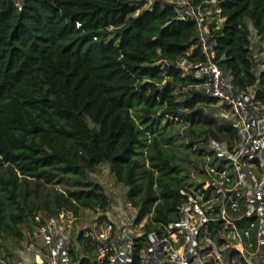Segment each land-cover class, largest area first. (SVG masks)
Segmentation results:
<instances>
[{"label":"trees","instance_id":"1","mask_svg":"<svg viewBox=\"0 0 264 264\" xmlns=\"http://www.w3.org/2000/svg\"><path fill=\"white\" fill-rule=\"evenodd\" d=\"M216 8L219 65L264 108L251 40L253 30L264 45V0ZM149 9L142 0H0V240L24 242L29 225L62 212L78 222L86 210L108 212L111 197L91 180L103 166L137 223L147 220L145 234L160 233L178 221L192 177H203L209 143L234 148V121L207 114L218 101L176 66L204 60L197 24L179 20L172 3ZM78 249L82 264H95L83 233L74 259Z\"/></svg>","mask_w":264,"mask_h":264},{"label":"built area","instance_id":"2","mask_svg":"<svg viewBox=\"0 0 264 264\" xmlns=\"http://www.w3.org/2000/svg\"><path fill=\"white\" fill-rule=\"evenodd\" d=\"M212 3L214 9L196 8L191 0L172 3L179 20L197 24L204 57L200 63L183 61L176 66L200 80L193 91L223 105L224 114L235 123L237 139L232 150L209 143L203 177L193 176L181 192L184 201L178 207V221L146 235L147 220L138 224V211L123 202L114 211L121 226L103 214L97 230L86 226V231L80 230L71 213L62 212L45 219L44 226L33 223L32 243L26 251L18 259L0 257V264H82L81 250H76L78 259L71 254L80 233L96 245L95 264H264V108L253 93H239L232 75L219 65L216 42L209 34L212 21L222 20L216 1ZM257 220L258 240L253 246L247 240ZM245 224L250 228H240Z\"/></svg>","mask_w":264,"mask_h":264},{"label":"rangeland","instance_id":"3","mask_svg":"<svg viewBox=\"0 0 264 264\" xmlns=\"http://www.w3.org/2000/svg\"><path fill=\"white\" fill-rule=\"evenodd\" d=\"M143 2H145V9L146 10H152L149 9L151 7V5L153 4V6L158 2V3H173L176 0H142ZM216 1V6L218 4V0ZM218 13V12H217ZM222 22H220L219 24H221ZM252 45H253V53L254 56L256 58V62H257V67H256V71L260 72L262 70H264V45L261 44L258 40V37L256 36L255 32L252 30ZM260 49H263L262 52H260ZM251 93H254L255 89H251L250 90ZM223 105H221L220 103H218L217 105L213 106L210 109L206 110V113L214 116L216 118H221L223 119L224 117H226L227 115L224 114V109H223ZM91 180L94 183H97L99 185H101L107 195L109 197H111L112 200V206L109 210L108 213H105V216L108 218L109 221L114 222L116 225L121 226L122 225V220H119L118 217L115 216V209L117 208H121L120 206L123 204L124 202V192L125 189L122 186L116 185L112 175L110 174L109 168L107 166H103L100 168L99 173H97L96 175H93L91 177ZM101 213H96L94 214V212L90 211V210H86L84 212V217L83 220L81 222L78 223V226L80 228V230L86 229V231H88L87 229H94L97 230V227L99 224H97V222H100V217H101ZM88 226V227H86ZM250 228V224H245L240 226V228ZM252 229V234L250 239H248L247 241L252 243L253 246H257V240H258V229H259V221L257 220L254 223V228H250ZM25 231V234L29 236V238H26L24 242H13V241H4V240H0V252L3 253V255H5L6 257H9V259L12 258H17L21 255V253L23 251H26V249L28 248V243L31 244V240L30 238L32 237V231H34L33 225H29L27 227ZM40 240V239H39ZM40 242V241H39ZM37 241V243H39ZM41 243V242H40ZM36 244V242H35ZM38 248V247H37ZM33 252H29V254H32ZM32 255H29V257H31ZM32 258V257H31Z\"/></svg>","mask_w":264,"mask_h":264}]
</instances>
